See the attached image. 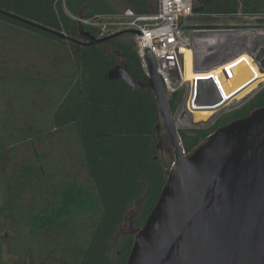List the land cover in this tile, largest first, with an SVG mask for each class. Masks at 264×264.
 Here are the masks:
<instances>
[{"label": "trees", "instance_id": "obj_1", "mask_svg": "<svg viewBox=\"0 0 264 264\" xmlns=\"http://www.w3.org/2000/svg\"><path fill=\"white\" fill-rule=\"evenodd\" d=\"M123 1L126 3L125 8L131 7L142 13L155 11L158 6L156 0ZM196 1L205 7L206 14L239 11L264 13V0ZM0 10V23L17 26L59 46H66L73 67L66 74L68 86L58 90V103L54 105L50 116L42 115L47 122L50 120L53 136L60 139V149L63 150L59 158L61 167L54 166V162L52 164L45 154L20 161L22 168L18 170L17 182L20 204L14 220L18 230L24 231L28 226L29 230L21 240L17 236L18 242L27 252L37 256L40 253L48 254L50 249L60 253L76 238L83 247L78 250L80 261L74 264H127L136 230L144 226L157 204L170 169L155 148L157 115L152 93L147 89L131 88L124 80H111L108 77L109 70L119 63V55H122L128 72L135 79L143 82L148 80L136 43L129 38L131 32H124L95 45L74 41L83 39L81 26L68 11L84 17L118 12L119 9L111 5L109 0H0ZM7 13L51 31L65 32L67 38L17 20ZM202 20L206 21L208 17ZM83 28L96 37L100 35L92 26L85 25ZM45 80L42 82L47 83ZM42 82L35 79L33 83L23 82L18 86L25 95H29L34 90L33 85ZM12 86H16L15 83ZM182 95L183 91H179L170 98L174 112L178 109ZM34 101L33 98L31 102L34 104ZM262 106L264 88L242 107L231 111L228 118L208 127L180 128L186 151L189 152L219 127L246 117ZM28 108L30 112L36 109L34 106ZM36 127L40 128L36 122L34 125L29 123L24 140L17 141V138L10 137L12 129L18 128L13 118L12 127L0 131L5 134L2 146L6 148L11 144L17 146L27 143L35 149V141L31 137L36 136L33 132ZM68 127L74 132L75 150L70 148L67 151ZM68 153L71 157H80L88 173L85 183L77 174H73L75 169L68 171L66 168L68 163H73ZM52 171L58 176L56 181L53 180ZM31 174H35L37 182L35 179L31 182ZM51 180L52 184L48 185ZM3 185H7L5 180ZM24 195H30L32 200L29 207L23 208L21 200ZM131 207H135L130 219L131 231L118 235L121 225L129 217ZM89 213L97 214V219L76 222L81 220L78 216ZM2 263L3 260H0Z\"/></svg>", "mask_w": 264, "mask_h": 264}, {"label": "water", "instance_id": "obj_2", "mask_svg": "<svg viewBox=\"0 0 264 264\" xmlns=\"http://www.w3.org/2000/svg\"><path fill=\"white\" fill-rule=\"evenodd\" d=\"M204 11L203 5L194 8V13ZM51 32L67 38L65 32ZM124 32L96 37L81 26L83 39L74 41L95 45ZM146 52V82L128 72L122 55L108 77L152 93L157 115L155 148L174 159L157 204L136 230L127 264H264V106L219 127L187 152L155 56L151 49ZM263 57L264 48L257 59ZM231 72H221L222 85ZM196 92L197 104L222 101L212 77L200 78ZM209 95L214 99H206Z\"/></svg>", "mask_w": 264, "mask_h": 264}, {"label": "built area", "instance_id": "obj_3", "mask_svg": "<svg viewBox=\"0 0 264 264\" xmlns=\"http://www.w3.org/2000/svg\"><path fill=\"white\" fill-rule=\"evenodd\" d=\"M196 6V0H158L157 9L152 12L142 13L127 7L118 12L99 13L92 17L78 15L75 19L81 26L95 28L100 34L99 37L120 31L131 32L148 77L146 50L151 49L170 98L174 93L183 91L178 107L185 100L187 92L186 50H191L193 71L198 74L214 70L215 74L211 72L206 76L195 75L190 89L189 105L193 110L212 108L215 110L214 117L217 118L222 113L240 108L242 103L249 101L264 88L263 81L261 86L254 88L243 98L234 100L236 95L226 94L220 82L221 72L244 62L248 65L251 62L258 69L264 68V57L257 59V54L264 48V13H194ZM204 17L217 20L227 17L242 19L232 21L234 23H207L201 20ZM201 77H212L215 80L222 97L220 103H196V86Z\"/></svg>", "mask_w": 264, "mask_h": 264}, {"label": "rangeland", "instance_id": "obj_4", "mask_svg": "<svg viewBox=\"0 0 264 264\" xmlns=\"http://www.w3.org/2000/svg\"><path fill=\"white\" fill-rule=\"evenodd\" d=\"M156 1L158 4V0ZM109 2L115 8L119 9V11L126 7V3L123 0H109ZM68 13L76 18L75 15L71 14L69 11ZM241 19L242 18L227 17L223 20H217L214 18H208L206 21L201 20L207 23L215 21L234 23L232 21H241ZM129 38L134 39V35L131 33ZM69 54V50L64 45L59 46L55 42H52L37 33L22 30L17 26L2 22L0 23V116L2 115V118L0 119V130L3 128L10 129L12 127L13 118H15V121L18 123V128L16 129L18 135H15V138H17V141H23V137H25L28 132L29 123H33L34 125L36 122L37 126H40L39 129L36 127L34 131L32 129L36 134V136L31 137V139L35 141V149L32 148L33 145L27 143L17 144L16 148L18 149L17 157L19 162L21 159L27 160L33 155H35L34 157H37L38 155L45 154L46 158L49 161H52V164L54 162V166L61 167L59 158H61L63 150L60 149V139L53 136L54 130L50 129V120L47 122V119L44 120L42 115L47 114L50 116L54 105L58 103L57 94L59 88L68 86L65 82V78H67L66 74H69L73 68L71 65L72 62L69 60ZM35 79H37V81L40 80L41 82L46 79L45 81H47V83L42 82L40 85H33L34 90H31L29 95H25L22 88L18 85L23 82L25 84L33 83V80ZM12 83H15L16 86H12ZM250 83L252 84L251 81ZM33 98L35 100L34 104L31 102ZM206 99L212 100L214 99V96H206ZM247 102L242 103L241 107ZM29 106H34L36 108L35 111L30 112V109L28 108ZM229 113L230 112L222 113V115L218 116L215 120L210 122L209 125L204 127H208L218 120L228 118ZM180 127L191 128V126ZM67 132V151L70 148L75 150L74 132L70 127H68ZM158 155L165 161L168 168H170L174 159L173 156L165 152H159ZM69 157L70 159L73 158V163H68L66 168L68 171L75 169L73 174H77L85 183V178L88 176V173L84 168L82 161L79 159L80 157H78V155L71 157L68 153V158ZM76 157H78L77 161ZM10 158L11 157H9V159ZM19 168H22V165H19ZM53 175V180L56 181L58 176L55 172ZM70 176L71 174L69 177ZM30 177L31 182H34V179L36 182L38 181L35 174H31ZM53 180H51V183L49 181L47 184H52ZM31 200L32 197L30 195H24V199L21 200V206H23V208L29 207ZM134 211L135 207H131L129 217L121 225L119 230L120 233L131 231L129 225ZM77 218L81 220H77L76 222L83 220L85 223L96 220L97 214L89 213L88 215L78 216ZM27 228L28 229H24V231L9 230L8 235L5 234L4 236L7 241L4 240L3 243L6 244V242H9L10 238H13L14 236H18L21 240L23 235L28 234L29 226ZM4 246V260L8 261V264H12L11 249L8 245ZM82 247V244L75 238V240L70 243V246L60 251V253H55L50 249L47 252L48 254L40 253L35 256L32 253L27 252L25 247L19 244L18 252H16L14 256V264H74L80 261L81 257L78 250ZM7 250H9V252H7Z\"/></svg>", "mask_w": 264, "mask_h": 264}, {"label": "flooded vegetation", "instance_id": "obj_5", "mask_svg": "<svg viewBox=\"0 0 264 264\" xmlns=\"http://www.w3.org/2000/svg\"><path fill=\"white\" fill-rule=\"evenodd\" d=\"M253 68V69H252ZM257 66L253 65L250 62V65L246 64L245 62V69L244 71V77L246 81H251L258 79V74L256 73ZM242 77V78H244ZM1 131V130H0ZM18 135V132L16 129H12V132L10 133L11 138H15ZM5 134L3 135L2 132H0V260H3L4 263L2 264H8V261L4 260L5 257V251H4V245H8L11 249L12 254V264H14V256L16 252H18V237L14 236L13 238H10L9 242H6L4 244V236L5 234L8 235L9 230L12 231H18V224L14 220L15 214L19 210V187H18V180H19V165L20 162L18 161V149L16 148V144H11L8 147L4 148L3 141H4ZM15 146V150L14 147ZM13 148V149H12ZM14 150V152H13ZM9 157H11L9 159ZM4 180L6 181V187L3 185ZM5 214H8L5 215ZM122 233H118V235H121ZM7 241V239L5 240ZM9 252V250H7Z\"/></svg>", "mask_w": 264, "mask_h": 264}, {"label": "bare ground", "instance_id": "obj_6", "mask_svg": "<svg viewBox=\"0 0 264 264\" xmlns=\"http://www.w3.org/2000/svg\"><path fill=\"white\" fill-rule=\"evenodd\" d=\"M186 50V49H185ZM192 51L187 49L186 50V81H187V92L185 95V100L181 104V106L178 108L175 117L177 121V126L179 128H182L180 126L184 127H204L209 125L210 122L215 120L214 114L215 110L212 108L207 109H201V110H193L191 106L189 105L190 102V89L192 86V80L194 79L195 75H204L213 72L215 74V71H209L206 73H198L196 74L193 71L192 67ZM245 67V62L239 64L238 66H235L232 68L231 74L228 76L226 80V84L223 85L226 94H231V96L236 95L234 100L241 99L243 96L248 94L251 90L254 88L260 86V84L264 81V70L257 69L256 73L258 74V79L253 80L252 84L250 81H246L243 68ZM245 69V68H244ZM219 70V69H217ZM217 72V71H216ZM244 77V78H242ZM206 79V77H201ZM208 97V96H207ZM232 102V101H231ZM200 119V120H198Z\"/></svg>", "mask_w": 264, "mask_h": 264}]
</instances>
